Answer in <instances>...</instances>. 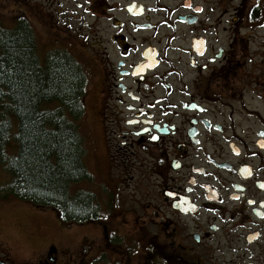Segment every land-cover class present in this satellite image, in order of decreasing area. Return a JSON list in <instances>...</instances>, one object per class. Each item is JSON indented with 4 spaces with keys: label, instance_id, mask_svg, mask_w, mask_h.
<instances>
[{
    "label": "flooded vegetation",
    "instance_id": "flooded-vegetation-1",
    "mask_svg": "<svg viewBox=\"0 0 264 264\" xmlns=\"http://www.w3.org/2000/svg\"><path fill=\"white\" fill-rule=\"evenodd\" d=\"M19 22L63 34L100 189L134 208L78 249L59 219L31 262L0 229V264H264V0H0V29Z\"/></svg>",
    "mask_w": 264,
    "mask_h": 264
},
{
    "label": "trees",
    "instance_id": "trees-1",
    "mask_svg": "<svg viewBox=\"0 0 264 264\" xmlns=\"http://www.w3.org/2000/svg\"><path fill=\"white\" fill-rule=\"evenodd\" d=\"M87 78L67 51L42 59L26 22L0 29V166L8 176L5 196L52 207L66 223H89L102 207L88 190Z\"/></svg>",
    "mask_w": 264,
    "mask_h": 264
},
{
    "label": "rangeland",
    "instance_id": "rangeland-1",
    "mask_svg": "<svg viewBox=\"0 0 264 264\" xmlns=\"http://www.w3.org/2000/svg\"><path fill=\"white\" fill-rule=\"evenodd\" d=\"M11 18L12 14L9 15V19ZM30 18L34 20L33 17ZM33 22H36V19ZM32 29L37 39L38 54L42 59L50 50L63 49L70 52L67 47H60L56 41H62L60 36L63 34L56 35L49 29L41 27L37 23L34 24ZM93 116L94 115H91V113L88 116H85L82 124L87 148L85 162L88 171L93 175V182L90 184L75 186L73 191L79 189L91 191L102 207L103 215L101 221L106 220L107 223L116 226L118 231H124L126 227L122 225L120 221L116 220L115 217L111 218L112 214H110V209H114L115 207L131 211L133 210L134 205L119 201L114 205L115 197L113 193L110 194L103 187L102 190L100 189V172L103 169L101 160L95 150L98 143V136L96 128L92 124ZM88 133H90L89 140L93 143L92 153L90 154L88 153ZM8 180L7 174L0 166V190L4 189ZM59 219L58 211L52 207L43 208L41 210L30 202L21 201L11 196L0 198V229L2 230L4 237L2 242L6 243L7 246L11 248V253H15L17 262H31L33 252L39 253L43 248V244L55 240L60 242L67 237L64 232L61 231L67 230V224L63 226ZM68 224H70L71 229L68 230H70V237H72L70 245L77 249L80 246L82 247V238L84 236L88 237L89 235L90 239H96L101 234V229L97 225L92 228H87L88 223H77L74 225L71 223ZM73 228L74 231L71 233ZM30 236H32L33 239H29L31 238Z\"/></svg>",
    "mask_w": 264,
    "mask_h": 264
}]
</instances>
